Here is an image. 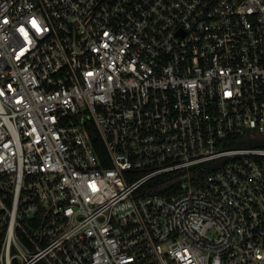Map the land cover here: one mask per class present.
<instances>
[{"label":"built area","instance_id":"built-area-1","mask_svg":"<svg viewBox=\"0 0 264 264\" xmlns=\"http://www.w3.org/2000/svg\"><path fill=\"white\" fill-rule=\"evenodd\" d=\"M0 264H264V0H0Z\"/></svg>","mask_w":264,"mask_h":264},{"label":"trees","instance_id":"trees-1","mask_svg":"<svg viewBox=\"0 0 264 264\" xmlns=\"http://www.w3.org/2000/svg\"><path fill=\"white\" fill-rule=\"evenodd\" d=\"M94 136V140L97 141V138L95 137V135L93 134ZM198 173V175H200L201 179L205 177V174L206 172H204L203 170L199 169L198 171H196Z\"/></svg>","mask_w":264,"mask_h":264}]
</instances>
